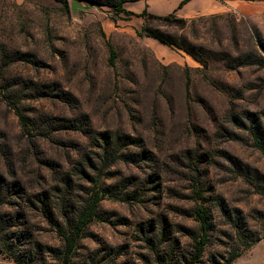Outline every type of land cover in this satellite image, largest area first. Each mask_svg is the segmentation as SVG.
<instances>
[{
    "label": "rangeland",
    "instance_id": "1",
    "mask_svg": "<svg viewBox=\"0 0 264 264\" xmlns=\"http://www.w3.org/2000/svg\"><path fill=\"white\" fill-rule=\"evenodd\" d=\"M116 1L135 15L119 13L111 0H0V215L18 222L12 244L25 255L18 261L0 245V264H189L195 243L185 229L201 232L187 213L197 206L207 209L209 231L196 264L248 255L255 245L245 244L264 237V151L249 131L256 122L264 146V67L238 60L264 57V0H189L182 7L185 0ZM145 10L175 12L184 22L143 16ZM145 28L196 57L145 37ZM19 83L29 87L18 109L31 136L3 98L2 87ZM80 119L88 127L70 129ZM88 128L136 141L128 151L134 162L73 177L63 201V177L97 152ZM195 177L204 198L198 202ZM95 178L97 188L133 178L130 190L140 199L104 197L99 217L67 256L61 234H70ZM44 193L48 211L37 198L31 207L29 198ZM221 205L239 216L238 227ZM164 229L166 241L155 249ZM257 250L233 264H264V245Z\"/></svg>",
    "mask_w": 264,
    "mask_h": 264
},
{
    "label": "trees",
    "instance_id": "2",
    "mask_svg": "<svg viewBox=\"0 0 264 264\" xmlns=\"http://www.w3.org/2000/svg\"><path fill=\"white\" fill-rule=\"evenodd\" d=\"M133 1H139V0H133ZM189 0H185L181 3L180 7L184 6L186 3H188ZM124 1H116V0H111L109 5L115 9L119 13H124L128 14L130 16L135 15L132 12H129L123 8ZM143 16H149L151 18L155 19H161L164 21L168 22H180L183 23L184 21L182 19H177L175 12L166 16H157L148 13L146 10L143 12ZM144 36L148 38H152L160 43H162L165 46L171 47V46H176V47H181L184 51L188 52L190 55H192L194 58L196 57L195 54L188 49L182 47L179 45L178 41L172 38L170 35L164 34L160 32L159 30L155 29H150V28H145L144 29ZM260 48L261 51L264 53V41L260 40ZM8 56V54H7ZM6 56H4L1 59V64L2 61L4 60ZM238 60H240L241 65H259L261 67H264V57L259 56L255 57L252 54H247L245 56L240 57ZM0 70H1V65H0ZM15 89L14 94H10L9 91ZM29 89L28 86L23 85L22 83L19 84H13L12 87L5 86L2 87V90L4 92V100L13 107V109L16 110L18 113L19 119L21 126L23 128L24 133L26 135L31 136L33 129L30 128V120L26 118L25 116L19 114V105L22 99L25 98L26 91ZM88 121L87 119H80L77 121H72L70 123V129H84L85 127H88ZM256 122L252 121L251 127L249 128V131L253 135L255 139V146L264 151V146L261 143L258 134H257V127L255 126ZM89 130V128H88ZM87 130V131H88ZM89 133L92 134L91 139H92V146L93 148L97 149V152H94V160H89L90 163L84 162L78 163V165H75L74 167V174L73 173H67L63 179L61 180V184L63 186V189L59 190V195H61L62 200L64 201L65 199L68 198L69 195V187H71L73 177L75 176H81L82 178L86 179L89 177L88 170L92 171L93 169L97 168L98 176L104 175V173L115 163L122 161V162H127V163H133L134 156L135 155H130L128 154L129 147L131 145H136V141L131 139L128 136H120L117 133H109V132H94L89 130ZM189 163L195 162V165L199 163L198 160L192 157H187ZM189 164V165H190ZM193 167V166H191ZM195 169V168H194ZM196 174H199L196 170ZM100 180V179H99ZM133 178H126L122 180L119 183L112 184L110 186L106 187H101L97 188L98 185V180L95 178L94 180V185L93 188L90 192V197L86 200L85 205L78 211V213L75 215L72 221H70V234H61L64 237L65 241V254L69 256L73 250L75 249L76 243L78 238H80L81 233L84 230V227L89 224L90 222L94 221L96 218L99 217L97 206L100 203L104 197H108L114 200L130 203L131 200L138 201L140 198V194H137L133 190H130L131 187H134L135 182L133 181ZM195 182V187L198 190V197L196 198V201L198 200H204L202 196V192L198 188L199 186V179L198 181L196 180V177L194 178ZM2 194L0 193V201H3V197L1 196ZM47 194L44 193L42 195H37V197H31L29 198L30 205L31 207H34L35 202L33 201L35 198H37L36 201L43 203L42 207L45 211H48L46 208V202L45 197ZM8 198L10 199L11 196H7L5 198V203L8 202ZM48 200L50 198L48 197ZM221 210L223 212V215H225L228 219V221L236 223V226L238 227L239 224L236 222V219H239V216L235 215L232 216V214L229 213L227 208H225L223 205H221ZM50 215L49 219L50 222L54 227H56L61 233L62 231V224L56 220L54 215L52 216L51 211L49 209V212H44ZM191 215V217H195L197 221L200 223V233H197L193 230L190 229H185L187 232V235L191 240L195 243V253L193 257L190 259L189 264H196L197 261L201 258L204 248L207 244V233L209 231V221H208V215H207V209L203 206H197L194 208L190 213H187ZM62 216H65V213L62 214ZM67 218V216H66ZM18 226V222L14 220V217L12 215H7L3 214L0 215V245L10 253V255L18 260L21 261L24 259L25 255L20 254V248L18 247L16 249V246L12 244L13 238L15 237V232L13 229ZM157 239H156V244H152L154 248L156 249L157 247H161L165 243V239L167 237V229H164V232H158V234H155ZM160 235V236H158ZM12 236V237H10ZM264 237L258 236L254 240L249 241L248 243L245 244V249H249L253 247L254 245L258 244ZM149 234L147 236V241L150 242L149 240ZM48 250L55 252L56 250L48 248ZM242 257V252H236L234 254H231L230 257L227 259V261L224 264H233L237 259Z\"/></svg>",
    "mask_w": 264,
    "mask_h": 264
},
{
    "label": "crops",
    "instance_id": "3",
    "mask_svg": "<svg viewBox=\"0 0 264 264\" xmlns=\"http://www.w3.org/2000/svg\"><path fill=\"white\" fill-rule=\"evenodd\" d=\"M263 245H264V238L258 243V244H256L249 252H248V255H243L242 257H240L239 259H237L236 261H235V263H237L239 260H241L242 258H245V257H249V256H252L253 255V252L255 251V250H259V248L260 247H263ZM257 250V251H258Z\"/></svg>",
    "mask_w": 264,
    "mask_h": 264
},
{
    "label": "water",
    "instance_id": "4",
    "mask_svg": "<svg viewBox=\"0 0 264 264\" xmlns=\"http://www.w3.org/2000/svg\"><path fill=\"white\" fill-rule=\"evenodd\" d=\"M78 8H79L78 4L74 3L73 4V11H74V13L77 11Z\"/></svg>",
    "mask_w": 264,
    "mask_h": 264
}]
</instances>
